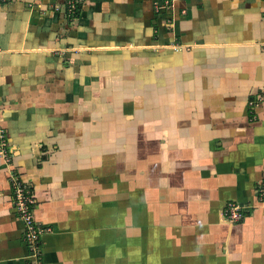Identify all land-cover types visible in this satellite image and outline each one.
<instances>
[{"label": "crops", "instance_id": "0c3cea01", "mask_svg": "<svg viewBox=\"0 0 264 264\" xmlns=\"http://www.w3.org/2000/svg\"><path fill=\"white\" fill-rule=\"evenodd\" d=\"M81 1L0 0V264L14 176L44 264H264V0Z\"/></svg>", "mask_w": 264, "mask_h": 264}, {"label": "built area", "instance_id": "2783aa9c", "mask_svg": "<svg viewBox=\"0 0 264 264\" xmlns=\"http://www.w3.org/2000/svg\"><path fill=\"white\" fill-rule=\"evenodd\" d=\"M65 11L68 15H75L78 9L79 1L64 0ZM173 0H161L155 8L157 10L171 8ZM0 159L9 162L11 159L7 135L5 129L0 125ZM12 203L16 210L18 218L21 220L24 232L23 239L26 244L28 253L31 255L32 264H44L39 247V236L47 230L35 218V197L32 191L28 188L26 182L16 176L10 180ZM223 216L231 222L241 219V207L235 203H227L224 208Z\"/></svg>", "mask_w": 264, "mask_h": 264}, {"label": "rangeland", "instance_id": "374dc122", "mask_svg": "<svg viewBox=\"0 0 264 264\" xmlns=\"http://www.w3.org/2000/svg\"><path fill=\"white\" fill-rule=\"evenodd\" d=\"M77 1H79V2H80L81 0H77ZM81 2H82V1H81Z\"/></svg>", "mask_w": 264, "mask_h": 264}, {"label": "trees", "instance_id": "16d2710c", "mask_svg": "<svg viewBox=\"0 0 264 264\" xmlns=\"http://www.w3.org/2000/svg\"><path fill=\"white\" fill-rule=\"evenodd\" d=\"M78 10V9H77Z\"/></svg>", "mask_w": 264, "mask_h": 264}]
</instances>
